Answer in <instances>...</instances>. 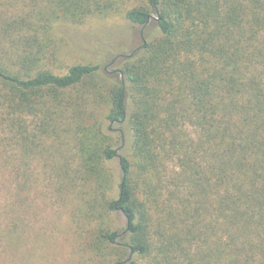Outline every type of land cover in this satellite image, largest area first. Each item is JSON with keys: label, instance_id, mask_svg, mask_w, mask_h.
<instances>
[{"label": "trees", "instance_id": "1", "mask_svg": "<svg viewBox=\"0 0 264 264\" xmlns=\"http://www.w3.org/2000/svg\"><path fill=\"white\" fill-rule=\"evenodd\" d=\"M109 17L140 44L61 73L55 26ZM53 151L91 264H264V0H0V170Z\"/></svg>", "mask_w": 264, "mask_h": 264}, {"label": "rangeland", "instance_id": "2", "mask_svg": "<svg viewBox=\"0 0 264 264\" xmlns=\"http://www.w3.org/2000/svg\"><path fill=\"white\" fill-rule=\"evenodd\" d=\"M138 31L119 17L93 18L79 26L57 25L53 30L61 64L57 67L62 73L73 65L97 64L109 78V71L113 70L108 65L110 60L130 53L140 44ZM69 149L65 148V152L71 159L73 153ZM55 155L61 159L55 151L43 154V159L29 158L34 176L41 182L36 190H17L14 181L0 170V186H4L0 189V231L7 226L16 235L15 241L7 244L2 243L1 236L0 264H91L85 241L75 234L72 225L74 198L57 195L52 187L45 188L42 183L44 172L53 166L51 162L44 163L52 157L58 162ZM114 218V228L123 229L124 217L117 212Z\"/></svg>", "mask_w": 264, "mask_h": 264}]
</instances>
